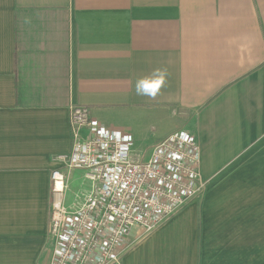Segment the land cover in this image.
<instances>
[{
  "label": "crops",
  "instance_id": "0c3cea01",
  "mask_svg": "<svg viewBox=\"0 0 264 264\" xmlns=\"http://www.w3.org/2000/svg\"><path fill=\"white\" fill-rule=\"evenodd\" d=\"M75 106L89 110L83 138L126 134L144 161L180 131L200 146L203 194L133 229L121 264H253L264 0H0V264H50L51 177ZM68 182L67 205L89 188L81 170Z\"/></svg>",
  "mask_w": 264,
  "mask_h": 264
},
{
  "label": "built area",
  "instance_id": "2783aa9c",
  "mask_svg": "<svg viewBox=\"0 0 264 264\" xmlns=\"http://www.w3.org/2000/svg\"><path fill=\"white\" fill-rule=\"evenodd\" d=\"M89 110L70 112L73 138L69 155L58 157L63 169L52 173L50 264H121L132 230L148 235L205 190L201 150L194 135L174 133L154 147L150 158H135L126 134L91 128ZM81 170L89 188L66 204L68 174Z\"/></svg>",
  "mask_w": 264,
  "mask_h": 264
},
{
  "label": "rangeland",
  "instance_id": "374dc122",
  "mask_svg": "<svg viewBox=\"0 0 264 264\" xmlns=\"http://www.w3.org/2000/svg\"><path fill=\"white\" fill-rule=\"evenodd\" d=\"M135 158H137V157H135ZM140 159L143 161L145 160L142 157H140ZM262 225H264L263 218L260 222H258V221H256V217L254 216L252 226L253 227L257 226L258 228H257V230L254 231V229L252 227V261H253V264H255V262L257 263L258 259H260L261 262H264V237H261V236L257 237L256 236V233L264 236V229L261 227ZM257 247L261 248L260 252H257V249H258Z\"/></svg>",
  "mask_w": 264,
  "mask_h": 264
},
{
  "label": "clouds",
  "instance_id": "9594fccd",
  "mask_svg": "<svg viewBox=\"0 0 264 264\" xmlns=\"http://www.w3.org/2000/svg\"><path fill=\"white\" fill-rule=\"evenodd\" d=\"M138 94H140V93H139V89H138ZM152 95H155V93H153Z\"/></svg>",
  "mask_w": 264,
  "mask_h": 264
}]
</instances>
